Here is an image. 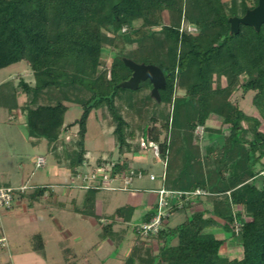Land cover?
<instances>
[{"label": "trees", "instance_id": "1", "mask_svg": "<svg viewBox=\"0 0 264 264\" xmlns=\"http://www.w3.org/2000/svg\"><path fill=\"white\" fill-rule=\"evenodd\" d=\"M257 3L0 0V70L25 62L34 78L33 85L22 78L18 83L14 79L1 83L0 107L20 112L28 137L44 139L60 167L75 176L85 165L89 116L93 110L106 108L120 154L109 163L112 176L128 175L131 170L148 174L145 169H134L133 159L123 155L149 149L142 141L156 143L167 190L208 193L204 200L191 198L183 209H176L175 200L171 201L170 216L190 211L195 203L202 208L191 211L175 227L168 225L169 216L163 228L148 237L158 243V252L138 257L140 249L136 248L127 264H264V24L259 32L240 25L239 33L231 34L229 23L230 17H242ZM106 46L113 55L109 67L101 66ZM124 57L161 68L166 87L160 90L159 109L150 93H144L152 88L149 81L141 82L136 91L118 87L132 75ZM17 89L26 96L23 104L18 103ZM238 90L254 93L252 105L258 116L247 115L229 99ZM117 101L125 102L140 117L138 139ZM67 103L82 109L70 124L64 122ZM143 112L150 114L148 120ZM212 117L220 120L217 130L208 127ZM158 122L165 128L163 140ZM74 127H78L74 148L61 153L58 143ZM199 127L204 129L202 140L195 135ZM134 139L138 140L135 144ZM47 191L48 187H37L28 197L35 202ZM100 191L88 189L74 212L99 221ZM135 210L127 204L106 215L109 224L102 227V238L113 240V226L131 224ZM156 213L157 201L140 224ZM137 228L138 224L134 232L139 237ZM213 228L238 243L241 258L221 253L227 239L217 238L209 231ZM36 237L35 250L44 254L41 236ZM66 263L77 264L71 256Z\"/></svg>", "mask_w": 264, "mask_h": 264}, {"label": "rangeland", "instance_id": "2", "mask_svg": "<svg viewBox=\"0 0 264 264\" xmlns=\"http://www.w3.org/2000/svg\"><path fill=\"white\" fill-rule=\"evenodd\" d=\"M224 1L228 2L229 0ZM163 18L165 22L168 21L166 13ZM190 28L195 31L194 27L190 26ZM112 56L110 48L106 46L103 51L101 66H111ZM20 78L29 84H34L32 71L25 62L13 64L0 70V84L9 79H14L15 83H18ZM17 93L19 94L18 102L23 104L26 96L21 89H17ZM144 93L149 94L150 92ZM178 93L183 94V91L180 90ZM253 95V92L244 93L242 90H238L230 95L229 99L237 103L247 115L258 116L257 110L252 105ZM67 105L69 110L65 114L64 122L65 124H70L81 116L82 109L75 103H67ZM117 105L122 110L124 118L130 123L131 128L136 131V139H138L140 132L137 126L141 123L140 117L129 109L125 102L117 101ZM158 106L156 102L155 107L159 109L160 107ZM143 116L148 120L150 114L145 112ZM157 127L162 130L161 140H163L166 134L163 122H158ZM208 127L215 130L219 129L221 127L220 120L212 117L208 121ZM77 130L78 127H74L69 133L63 135L61 140L63 144L61 142L57 145L61 153H63L64 149L71 151L74 148V143L77 140ZM113 130L114 123L106 108L91 112L85 137L88 161L79 168L74 176L71 173L70 175L64 167L57 166V160L51 153L47 152L48 146L44 139H29L25 118L20 112H9L0 107V174L2 183L10 177L11 180L15 181L12 183L14 188L20 187L24 182L38 187L39 185H49L50 183L55 184V182H65V180H69L72 177L71 182L75 186L73 190L76 191L75 193L71 192V196L74 197L73 203L70 202V198L63 200L58 197L55 200L50 194H47L46 199L34 202L28 198L35 191L32 189L21 200V206L16 207L14 205L12 210L0 211V237L5 236V244L2 245L0 243V264H66V260L70 256L77 264H127L129 256L136 248L140 249V254H137L138 257L140 255L148 257L158 252V243L155 240L141 239L134 234L135 226L140 224H135L134 222L141 219L144 210L142 206H138L135 210L131 224H115L113 226L112 229L116 233L113 240L103 239L101 235L102 227L109 224L106 215L112 213L111 207H107L105 202L108 197L115 195L114 207H119L124 203L135 204L137 203L136 200L140 201L145 196L155 195L157 197L155 193L150 194L143 191L146 188L157 189L160 187L161 180L151 181L149 175L153 173L161 176L164 171L163 160L155 158L150 148L140 151L137 155H123V158L133 159L132 167L134 169H145L148 174L142 178H135L132 183V188L134 189L132 193L101 190L97 195V200L100 199L101 202L96 207V213L100 217L99 221L73 210L74 205H82L83 194L87 191L79 187L82 180L77 177V174L91 175L97 169L102 172L104 169L109 168L111 161H115L120 157L115 144ZM203 134L204 129L202 127L197 128L195 135L199 140H202ZM136 139L133 140L134 144L138 141ZM38 157H42L45 160V164L41 168L36 167ZM100 163L101 166L105 167L104 169L100 167ZM2 174L8 177L6 178ZM111 185L113 187H123L119 181ZM58 191H61L60 188L57 189ZM79 191L82 192L79 193ZM21 197L23 195H16V199ZM201 197L204 200L207 195H202ZM33 202L34 206L31 207L29 203L33 204ZM201 208L202 205L195 203L190 211L181 210L176 212L170 216L168 220L169 226H177L185 220L191 211ZM209 231L213 232L217 238L227 239L221 250L224 256H228L231 259L241 258V247L237 242L229 239L228 233L221 232L216 228ZM38 232H41L45 241L46 257L40 251L34 250L38 242L37 237L34 235ZM146 249L150 252L147 253ZM138 257L135 258L137 262Z\"/></svg>", "mask_w": 264, "mask_h": 264}, {"label": "built area", "instance_id": "3", "mask_svg": "<svg viewBox=\"0 0 264 264\" xmlns=\"http://www.w3.org/2000/svg\"><path fill=\"white\" fill-rule=\"evenodd\" d=\"M192 30L190 27L188 28ZM193 31V30H192ZM144 148L149 147L153 151L155 158L160 159V150L159 145L156 143H145L142 141ZM45 164V160L42 157H38L36 161V167L41 168ZM102 170V169H101ZM144 175L139 172L138 174L135 171L131 170L128 175H116L112 176L110 173V168L104 169L102 172L98 169L95 170L91 175L87 174H77V177L82 180V183L79 187L83 190L88 189H99L107 191H134L132 188V183L135 178H142ZM165 172L161 176L155 174H150L149 179L155 181L157 179L161 180L162 185L151 192L157 195V213L152 217L149 222H144L138 225L137 234L141 239L148 238L150 236L156 235L162 228L164 221L167 220L170 216V209L172 208L171 201L175 200L176 209H183V206L186 202H189L191 198L196 196L208 195L204 190H196L194 192H182V191H172L167 190L164 185ZM119 181L123 187H113L111 184ZM37 187L31 186L28 184L21 185L18 188L12 186H7L2 183L0 178V211H9L15 205L16 195H25L29 190L36 189ZM0 243L5 244V238L0 237Z\"/></svg>", "mask_w": 264, "mask_h": 264}, {"label": "water", "instance_id": "4", "mask_svg": "<svg viewBox=\"0 0 264 264\" xmlns=\"http://www.w3.org/2000/svg\"><path fill=\"white\" fill-rule=\"evenodd\" d=\"M229 23L231 34H238L240 25L252 27L256 32H259L264 24V0H258L257 5L248 9L242 17H230ZM122 60L125 66L132 71V75L128 80L121 82L118 87L136 91L141 82L149 81L152 84L150 97L159 105L161 102L160 90L166 87V78L161 68L156 65L137 63L126 57Z\"/></svg>", "mask_w": 264, "mask_h": 264}, {"label": "crops", "instance_id": "5", "mask_svg": "<svg viewBox=\"0 0 264 264\" xmlns=\"http://www.w3.org/2000/svg\"><path fill=\"white\" fill-rule=\"evenodd\" d=\"M19 103V102H18ZM19 104H21V103H19ZM11 117V116H10ZM10 117H9V119H10ZM30 140H31V138H29ZM32 140H36V139H33L32 138ZM13 147V146H12ZM11 147V148H12ZM14 148V147H13ZM12 148V149H13ZM49 151V149L47 148V152ZM49 153V152H48ZM38 159V158H37ZM262 162L264 163V160H262ZM57 166L58 167H60L58 164H57ZM138 169H142V168H138ZM66 171L67 172H69V170H67L66 169ZM69 174H70V172H69ZM151 174H153V173H151ZM2 175H4L6 178L8 177V176H6L5 174H2ZM71 175V174H70ZM145 176H147L146 174H145ZM0 178H1V174H0ZM9 178V179H8ZM7 178V180L3 183L4 185H7V186H12L13 187V185L14 184H12V183H14L15 181L12 179L11 180V178L10 177H8ZM71 179H72V177H70V179L69 180H65V182H55V184H49L50 185V188H49V185L48 184H45V185H39L38 187H43V186H45V187H48L49 188V191H47L40 199H39V201L40 200H42V199H46V196H47V194H49V193H52V196H53V198L56 200V199H58V197H60V198H62L63 200L65 199L66 200V198L68 199V198H70V202L71 203H73L74 202V197L73 196H71V192L73 193H75L76 191L75 190H73V188L75 187L74 185H73V182H71ZM2 180V179H1ZM9 180V181H8ZM22 181H24V180H22ZM25 184H27L26 182H24L23 184H21V185H25ZM162 185V183L160 182V186ZM58 188H60V190L61 191H58L57 192V189ZM159 188V187H158ZM151 190H154V189H150V188H146V189H144L143 191L144 192H146V193H153V192H151ZM80 192H82V191H79V193ZM132 192H134V191H131L130 193H132ZM136 192V191H135ZM83 196H84V194H83ZM26 196H24V197H21V198H17V199H15V205H16V207H18V206H21V204H22V199L23 198H25ZM29 198V197H28ZM82 198V197H81ZM19 199V200H18ZM98 199V198H97ZM115 199H116V197H115V195H111L110 197H108V199H107V201H105L106 202V205H107V207H111L110 208V210H111V212H113L115 209H117L118 207H114V205H113V203L115 202ZM18 200V201H17ZM62 200V201H63ZM61 201V202H62ZM156 201H157V197H155V195L154 196H145L144 198H142L140 201L139 200H136V202L137 203H135V204H131V203H124V204H122L121 206H123V205H127V204H129V205H133V206H135L136 207V209H137V207L139 206H142L143 207V214H142V216H141V219L140 220H135L136 222H134L135 224L136 223H140V222H142V219L144 218V216L150 211V210H152L154 207H155V204H156ZM56 202H58V201H56ZM60 202V203H61ZM82 202H83V198H82ZM101 202V200L99 199V200H97V204L98 203H100ZM64 204V203H63ZM137 204V205H136ZM29 205H31V207H33L34 206V202H33V204H31V203H29ZM62 205V204H61ZM112 206H113V208H112ZM121 206H119V207H121ZM167 223H168V221H167ZM169 225V224H168ZM134 234H135V232H134ZM41 236V238H42V241H43V244H44V257H46V250H45V241H44V238L42 237V234H41V232L39 233H37L36 235H34V236ZM3 237H5V236H3ZM33 247V246H32ZM35 250V249H34ZM67 264V263H66Z\"/></svg>", "mask_w": 264, "mask_h": 264}]
</instances>
